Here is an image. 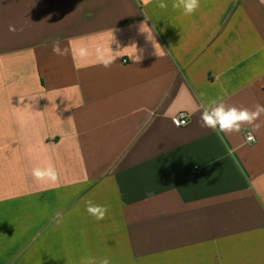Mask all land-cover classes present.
Masks as SVG:
<instances>
[{
    "label": "crops",
    "instance_id": "0c3cea01",
    "mask_svg": "<svg viewBox=\"0 0 264 264\" xmlns=\"http://www.w3.org/2000/svg\"><path fill=\"white\" fill-rule=\"evenodd\" d=\"M158 2L0 0V264H264V114L222 143L198 111L264 105V3Z\"/></svg>",
    "mask_w": 264,
    "mask_h": 264
},
{
    "label": "clouds",
    "instance_id": "9594fccd",
    "mask_svg": "<svg viewBox=\"0 0 264 264\" xmlns=\"http://www.w3.org/2000/svg\"><path fill=\"white\" fill-rule=\"evenodd\" d=\"M264 3V0H261ZM160 9L166 10L168 8V3L166 0H159L158 5ZM200 7V0H173L172 8L182 11L186 16H190L196 13ZM10 30L14 31V28L10 27ZM157 45V44H156ZM155 45V47H156ZM52 51L56 55H64V51L60 47L59 40L53 43ZM75 54L80 57H86L88 49L85 47H80L75 50ZM97 62L103 67L108 68L113 62V58L101 48H97ZM203 96V93L201 94ZM198 111L200 112L199 121L203 128L210 129L214 131L220 141L224 142L225 135H231L233 133H239L242 126L250 125L252 126V131L259 129L260 125L255 122L259 119L261 114H264V105H255V110H249L247 108H237L235 106H226L223 102V97H217L216 99H209L206 103H202ZM252 134L249 133V140H252ZM228 155H233V150L227 147ZM32 176L36 180H49L55 182L58 177V173L52 164H48L45 167H35L31 172ZM87 213L94 217L97 221H102L106 218L109 209L106 206L95 203L93 200L89 199L85 201ZM55 221L57 225L62 223V219L59 218ZM81 264H111L108 257L104 258H94V257H84L81 258Z\"/></svg>",
    "mask_w": 264,
    "mask_h": 264
},
{
    "label": "built area",
    "instance_id": "2783aa9c",
    "mask_svg": "<svg viewBox=\"0 0 264 264\" xmlns=\"http://www.w3.org/2000/svg\"><path fill=\"white\" fill-rule=\"evenodd\" d=\"M189 115L185 112H178L177 114H175L172 118V124L174 126H185L188 122H189ZM251 131H246L244 133V137H245V142L247 143H255L256 142V137L254 136V134L251 132L253 139L249 140V133ZM189 173L191 175H199L201 173V168L198 165H194L190 170Z\"/></svg>",
    "mask_w": 264,
    "mask_h": 264
}]
</instances>
